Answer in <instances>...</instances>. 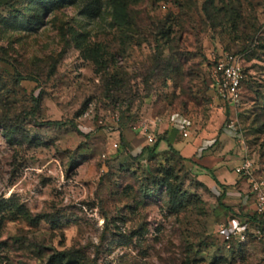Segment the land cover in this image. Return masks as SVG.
Instances as JSON below:
<instances>
[{"label":"rangeland","instance_id":"1","mask_svg":"<svg viewBox=\"0 0 264 264\" xmlns=\"http://www.w3.org/2000/svg\"><path fill=\"white\" fill-rule=\"evenodd\" d=\"M224 54L235 109L208 88ZM173 114L264 180V0H0V264H264L248 184L219 200L167 148L135 157L159 135L121 141Z\"/></svg>","mask_w":264,"mask_h":264},{"label":"crops","instance_id":"2","mask_svg":"<svg viewBox=\"0 0 264 264\" xmlns=\"http://www.w3.org/2000/svg\"><path fill=\"white\" fill-rule=\"evenodd\" d=\"M151 123L152 132L159 135L158 150L167 148L168 145L177 151L183 158L199 169L207 173L210 177L208 184L219 189L221 185L225 190L224 195L231 193L233 190H244L247 187V182L239 178L234 168L239 165L237 159H232L227 153L231 148V140L227 135H218V137H210L205 131H194V123L184 116L179 114L169 115L167 119H153L150 117H142ZM182 129L187 131V136H182ZM123 142L126 141L134 150L137 146H142V137L136 131L130 128L123 133ZM219 140V144L212 146L215 140ZM227 145V146H225ZM214 179L217 180L218 185L215 184ZM246 191L249 192L248 187ZM244 192V191H242ZM244 194V193H242ZM243 199H240V197ZM246 197L238 194V203L245 201ZM230 196H226L222 202H229ZM243 206V205H241Z\"/></svg>","mask_w":264,"mask_h":264},{"label":"built area","instance_id":"3","mask_svg":"<svg viewBox=\"0 0 264 264\" xmlns=\"http://www.w3.org/2000/svg\"><path fill=\"white\" fill-rule=\"evenodd\" d=\"M207 70L208 88L213 97L219 99L229 107L235 109L240 103V88L243 79L240 60L231 55H220L218 59L210 62ZM129 128L145 137L148 145L154 142V133L151 130V123L146 119H141L129 125ZM182 136H187V131L182 129ZM117 145L114 144V147ZM235 174L244 179L248 184L249 194L252 195L255 204V213L264 218V180L253 176L252 163L248 159H243L234 168ZM258 233V232H256ZM245 230H232L224 236V240L238 239L244 241Z\"/></svg>","mask_w":264,"mask_h":264},{"label":"trees","instance_id":"4","mask_svg":"<svg viewBox=\"0 0 264 264\" xmlns=\"http://www.w3.org/2000/svg\"><path fill=\"white\" fill-rule=\"evenodd\" d=\"M135 120H136V119L132 120L130 124L134 123ZM48 124H52V125H60L61 123H60V122H49ZM6 137L8 138V140H11V137H10L9 135H6ZM121 141L123 142V139H122V138H121ZM159 141H160V139H158V141H157L156 143H154V145H152V147H148V146L143 147L135 157H136V158H139V157H141L144 153H148V154L151 155V156L155 155V154L157 153V150H158V144H159ZM167 149H168L171 153H173V154H175V155H177V156L183 158V157H182L177 151H175L174 149H172V147H171L170 145H168ZM184 159H185V158H184ZM185 160L188 161L187 159H185ZM214 182H215L216 185H218L217 180L214 179ZM223 194H224V192L220 195L219 200H221V199L223 198Z\"/></svg>","mask_w":264,"mask_h":264}]
</instances>
